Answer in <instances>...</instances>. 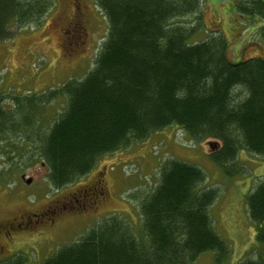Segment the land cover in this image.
Returning <instances> with one entry per match:
<instances>
[{
	"label": "trees",
	"instance_id": "obj_1",
	"mask_svg": "<svg viewBox=\"0 0 264 264\" xmlns=\"http://www.w3.org/2000/svg\"><path fill=\"white\" fill-rule=\"evenodd\" d=\"M203 0H95L108 20L107 38L94 67L42 91L0 90V136L18 135L35 146L55 188L83 177L111 152L177 125L195 141H220L210 155L233 174L239 152L264 159V56L233 60L221 30L192 40L202 27ZM243 17L264 20V0H231ZM49 0H0V41L14 25L38 21ZM196 14L193 25L179 18ZM264 40V22L260 26ZM10 98L11 105L4 104ZM61 100L44 121L46 108ZM33 142V143H31ZM233 167V169H231ZM249 190L247 211L264 245V174ZM205 171L169 159L159 182L141 199V222L112 213L83 237L41 264H193L212 251L224 263L231 247L216 231L210 207L217 190ZM20 254L0 264H24ZM239 264H264L243 258Z\"/></svg>",
	"mask_w": 264,
	"mask_h": 264
},
{
	"label": "rangeland",
	"instance_id": "obj_2",
	"mask_svg": "<svg viewBox=\"0 0 264 264\" xmlns=\"http://www.w3.org/2000/svg\"><path fill=\"white\" fill-rule=\"evenodd\" d=\"M49 3L38 21L21 28L11 26L10 38L0 41V90L6 95L80 80L95 65L107 38L104 12L95 0ZM199 12L202 27L192 40L206 37V28L221 30L229 42L231 59L264 56L260 34L264 20L241 16L231 0H203ZM178 20L188 25L197 22L196 14ZM68 25L81 31H66ZM4 104L10 106V98ZM52 104L42 115L46 122L58 113L61 100ZM22 140L18 135L0 136V263L21 254L24 264H41L112 213L138 226L141 199L156 187L162 166L172 158L201 167L206 174L204 186L217 190L210 207L213 225L231 247L222 264H239L243 258L264 261V245L256 241L255 224L246 206L249 190L264 174L262 156L241 150L238 165L243 170L228 173L210 155L209 142L219 145L218 139L195 141L181 127L170 125L103 155L89 173L57 189L48 180V167L35 146ZM193 264H216L215 254L204 252Z\"/></svg>",
	"mask_w": 264,
	"mask_h": 264
},
{
	"label": "flooded vegetation",
	"instance_id": "obj_3",
	"mask_svg": "<svg viewBox=\"0 0 264 264\" xmlns=\"http://www.w3.org/2000/svg\"><path fill=\"white\" fill-rule=\"evenodd\" d=\"M80 19H76L75 21L77 22V23H79V24H81V26H80V28H82L83 26V23L82 22H78ZM66 28V31L67 30H69V31H75V30H79V31H81L80 29H76V27H74V28H71V25H68V27H65ZM64 31H65V29H64ZM102 187V186H101ZM24 215V214H23ZM23 215H20V217L21 216H23Z\"/></svg>",
	"mask_w": 264,
	"mask_h": 264
},
{
	"label": "water",
	"instance_id": "obj_4",
	"mask_svg": "<svg viewBox=\"0 0 264 264\" xmlns=\"http://www.w3.org/2000/svg\"><path fill=\"white\" fill-rule=\"evenodd\" d=\"M209 145H210L211 150H215V149L218 147V145L216 144V142H213V141H210V142H209ZM30 180H31V179H28V182H29Z\"/></svg>",
	"mask_w": 264,
	"mask_h": 264
}]
</instances>
